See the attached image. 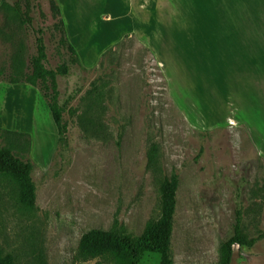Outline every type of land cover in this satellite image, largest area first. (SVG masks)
Wrapping results in <instances>:
<instances>
[{
  "label": "rangeland",
  "instance_id": "374dc122",
  "mask_svg": "<svg viewBox=\"0 0 264 264\" xmlns=\"http://www.w3.org/2000/svg\"><path fill=\"white\" fill-rule=\"evenodd\" d=\"M67 1L66 26L81 34L73 41L81 64L57 76L58 89L61 98L76 86L81 91L63 115L64 141L58 140L41 89L9 82L30 72L34 37L0 7L1 135L16 155L32 163L35 185V205L29 209L19 202L17 185L0 173L3 252L14 264H127V252L79 260V240L87 231L117 227L140 241L147 222L160 216L159 185L173 171L179 184L172 264L218 261L219 243L234 222L236 190L242 233L259 234L264 229V155L243 126L225 121L221 86H192L189 70L165 71L140 30L120 35L122 28L140 27V22H118L113 35V0ZM36 3L33 24L43 30L46 66L54 69L67 52L56 44L48 0ZM170 75L176 76L174 89ZM191 92L199 99L201 119L183 103ZM139 264H160L159 255L144 251ZM230 264H264V239L252 247L233 246Z\"/></svg>",
  "mask_w": 264,
  "mask_h": 264
},
{
  "label": "crops",
  "instance_id": "0c3cea01",
  "mask_svg": "<svg viewBox=\"0 0 264 264\" xmlns=\"http://www.w3.org/2000/svg\"><path fill=\"white\" fill-rule=\"evenodd\" d=\"M58 3L66 25L70 5ZM123 21L140 22L122 28L120 35L140 30L165 71L189 70L192 86L220 85L225 121L243 126L264 155V0H113V35ZM73 29L66 26L72 43L81 35ZM187 97L183 103L201 119L199 99L192 92Z\"/></svg>",
  "mask_w": 264,
  "mask_h": 264
},
{
  "label": "trees",
  "instance_id": "16d2710c",
  "mask_svg": "<svg viewBox=\"0 0 264 264\" xmlns=\"http://www.w3.org/2000/svg\"><path fill=\"white\" fill-rule=\"evenodd\" d=\"M37 0H12L7 5L6 0H0V7L10 10L19 23L34 37L35 51L29 56L30 72L21 75L17 79H9L12 84L24 82L32 86H38L55 123L58 140L64 141L67 133V123L63 118L65 111L69 108L71 101L80 93L81 88L76 86L64 98L60 97L58 89V75H67L72 66L79 64V56L75 46L70 41L64 16L58 0H48L51 15V27L57 34V46L67 52L65 59L56 66H46V46L42 36V28L34 27L32 12L37 7ZM18 57V51L13 52L14 58ZM81 64V63H80ZM14 65V64H13ZM1 71V70H0ZM4 134L13 132L4 130ZM0 129V173L10 178L18 187V200L24 206L32 209L35 205V185L31 176L32 163L16 155L10 142L2 144ZM156 145L152 146V154L155 153ZM201 149V147H200ZM200 154V151L198 155ZM179 177L172 172L169 177H164L159 185L160 193V216L147 222L144 235L139 241L131 232H125L120 228L113 227L109 231L94 229L85 232L78 244L77 258L88 260L92 258L112 259L115 253L127 252L129 262L127 264H139L144 251L155 252L159 255L160 264H172L171 236L173 230V217L176 208V191ZM235 218L231 225V232L225 235L219 243V259L214 264H230L233 246L252 247L258 240L264 239V229L256 236L248 237L241 231L240 195L235 192ZM0 264H14L11 254L4 253L0 247Z\"/></svg>",
  "mask_w": 264,
  "mask_h": 264
}]
</instances>
